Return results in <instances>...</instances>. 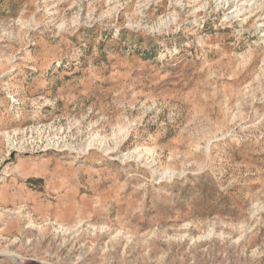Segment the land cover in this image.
<instances>
[{
    "label": "rangeland",
    "instance_id": "374dc122",
    "mask_svg": "<svg viewBox=\"0 0 264 264\" xmlns=\"http://www.w3.org/2000/svg\"><path fill=\"white\" fill-rule=\"evenodd\" d=\"M243 4L0 0V264H264Z\"/></svg>",
    "mask_w": 264,
    "mask_h": 264
},
{
    "label": "bare ground",
    "instance_id": "6f19581e",
    "mask_svg": "<svg viewBox=\"0 0 264 264\" xmlns=\"http://www.w3.org/2000/svg\"><path fill=\"white\" fill-rule=\"evenodd\" d=\"M258 0H250V1H243L242 0H220V3L224 4V5H231L233 7V10L231 11L233 14H235L236 16H238L241 12H243L245 10L244 8V2L245 3H256Z\"/></svg>",
    "mask_w": 264,
    "mask_h": 264
}]
</instances>
